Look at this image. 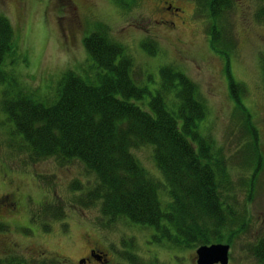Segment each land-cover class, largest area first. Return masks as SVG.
<instances>
[{
  "label": "rangeland",
  "instance_id": "rangeland-1",
  "mask_svg": "<svg viewBox=\"0 0 264 264\" xmlns=\"http://www.w3.org/2000/svg\"><path fill=\"white\" fill-rule=\"evenodd\" d=\"M202 2L205 5L204 0H67L64 5L58 0H0V15L12 26L17 51L5 59L2 70L46 105L68 71L95 83L100 71L88 59L83 40L103 26L110 40L132 58L138 87L154 91L162 67L186 76L207 108L199 131L212 141V161L225 162L235 200L227 201L238 217L230 233L229 264H259L248 249L264 238V165L254 169L259 154L264 155V22L256 19L264 2L234 0L218 25L228 29L235 42L227 68L225 59L209 47L211 23ZM147 42L157 50L146 45V53L142 44ZM228 76L243 88V94L235 90L240 106ZM4 88L0 86V98ZM148 100L146 95L143 103ZM244 115L256 130L258 151ZM16 139L12 123L0 110V197L14 204L12 213L0 216V261L77 264L97 249L107 264H196L199 246L158 243L152 229L126 218H103L99 203L81 207L82 193L95 186L93 175L78 161H33ZM131 155L147 175L163 183L151 146L132 149ZM166 199L161 193V200Z\"/></svg>",
  "mask_w": 264,
  "mask_h": 264
},
{
  "label": "trees",
  "instance_id": "trees-1",
  "mask_svg": "<svg viewBox=\"0 0 264 264\" xmlns=\"http://www.w3.org/2000/svg\"><path fill=\"white\" fill-rule=\"evenodd\" d=\"M204 3L211 23L209 47L225 59L227 68L235 42L230 31L218 25L233 8L234 0ZM256 19L264 22V7L257 11ZM96 30L83 40L88 59L100 71L95 83L68 71L61 76L55 98L44 105L2 70L5 59L17 51L12 26L0 15V86L5 85L0 110L12 123L16 140H21L33 161L52 158L60 163H81L96 183L82 193L80 206L99 203L102 217L109 221L126 218L133 225L152 229V238L158 243L171 242L177 248L221 243L224 239L232 242L230 233L238 217L227 201L235 200L225 162L212 161V141L199 131L207 108L196 86L172 67H162L154 91L138 87L132 74L133 60L126 49L110 40L105 27ZM146 45L153 52L157 50L156 44L143 43L146 53ZM229 82L240 106L238 93L243 94V88L230 77ZM146 95L149 100L144 104ZM245 118L258 151L256 130L249 117ZM141 146L152 147L163 183L147 175L131 155L132 149ZM260 164L261 160L256 171ZM161 193L169 199L165 208L167 199L161 200ZM248 252L264 264V238L249 245ZM0 264L28 263L12 258Z\"/></svg>",
  "mask_w": 264,
  "mask_h": 264
},
{
  "label": "water",
  "instance_id": "water-1",
  "mask_svg": "<svg viewBox=\"0 0 264 264\" xmlns=\"http://www.w3.org/2000/svg\"><path fill=\"white\" fill-rule=\"evenodd\" d=\"M228 246H202L195 252L196 264H227Z\"/></svg>",
  "mask_w": 264,
  "mask_h": 264
},
{
  "label": "flooded vegetation",
  "instance_id": "flooded-vegetation-1",
  "mask_svg": "<svg viewBox=\"0 0 264 264\" xmlns=\"http://www.w3.org/2000/svg\"><path fill=\"white\" fill-rule=\"evenodd\" d=\"M59 2H61L62 4H66L67 0H58ZM176 11V9H173ZM165 11H169L167 8L165 9ZM172 14V12H171ZM8 208H10L8 210ZM14 208V204L10 202L9 197L7 196H1L0 197V216L1 213H3L4 211L7 212H13ZM90 264V263H97V264H107V260L104 259V254L100 251H98L97 249H91L89 250L87 256L84 259H80L77 264Z\"/></svg>",
  "mask_w": 264,
  "mask_h": 264
}]
</instances>
